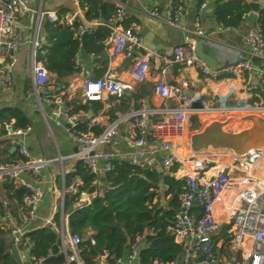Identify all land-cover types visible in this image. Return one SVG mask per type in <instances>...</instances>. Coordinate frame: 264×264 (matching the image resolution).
I'll return each instance as SVG.
<instances>
[{
	"label": "built area",
	"instance_id": "built-area-1",
	"mask_svg": "<svg viewBox=\"0 0 264 264\" xmlns=\"http://www.w3.org/2000/svg\"><path fill=\"white\" fill-rule=\"evenodd\" d=\"M44 1L39 0V8L36 9L33 5L35 0H0V85L3 91L12 92L19 52L29 41L35 93L51 106V117L58 125H70L69 135L77 145L78 151L69 158L81 161L90 173L99 177L115 171L121 162L144 170L159 167V171L167 176L179 169L184 172L178 179L184 178L187 188L178 195L179 207L166 228L176 243L183 246L182 260L179 258L169 264H264V150L252 149L244 155L226 149L181 154L178 146L179 142L189 141L206 126L204 123L190 126L191 118L202 113L213 117L208 124L213 120L226 121L229 117L244 122L240 117L248 114L264 118V32L258 19L244 35V48L233 62L210 66L195 53V41L176 46L170 55L157 50H147L138 55L144 48L143 39L134 29L124 25L131 18L126 4L113 0L117 9L107 22L110 33L103 45L114 58L134 61L133 75L137 80L142 81L146 77L143 68H154L157 63L156 92L164 100L175 99L183 105L155 109L142 100L138 109L112 120L100 133H95L91 128L97 120L90 119L84 111L74 112V107L66 102L69 85L50 87L52 74L47 70L45 60L39 58V54L45 53L39 29L42 17L71 29L75 28L76 21H82L75 36L92 32L102 22L85 20L82 0H70L74 10L60 19L58 11L44 9ZM253 1L264 5V0ZM215 2L167 0L163 12L159 6H154L147 13L150 18L171 28L184 29L182 20L187 7L197 5L193 33L203 38V16L209 5ZM34 13L38 18L34 29L29 31L25 21ZM227 28L220 23L218 31ZM73 62L77 75L84 78L83 103L102 101L105 94L123 98L134 89L131 81L109 73L99 78L88 76L79 51ZM176 65L192 67L213 80L226 79L228 84L220 91L195 99L187 93V89H191L188 81L170 84L169 76ZM247 95L250 98H246ZM194 105H200V108ZM161 114L163 117L159 118ZM85 124L89 130L79 132L77 128ZM228 125L230 122L225 124V128ZM29 130L30 127L8 129L10 146L16 147L21 160L13 165L0 164V181L8 179L17 187L25 188L28 194L18 205V215L7 210L0 212V229L6 235L14 236L18 245H27L30 252L33 242L27 236V228L39 219L44 196L36 181L49 160L31 155L17 138ZM122 131L129 145L122 158L101 149L104 146L116 147ZM187 166L190 170H185ZM72 192L78 194L79 189L75 187ZM2 203L4 207L8 205L5 200ZM46 225L58 233L60 252L66 264H89L83 257L81 244L84 239L81 235L72 234L67 223L62 224L56 219H49ZM90 240L95 245V240ZM139 251L136 241L130 245L126 255L112 257L114 264H141ZM30 259L34 264L45 261V258H35L31 252ZM96 264H110L108 253L105 252ZM151 264L164 263L154 260Z\"/></svg>",
	"mask_w": 264,
	"mask_h": 264
},
{
	"label": "crops",
	"instance_id": "crops-1",
	"mask_svg": "<svg viewBox=\"0 0 264 264\" xmlns=\"http://www.w3.org/2000/svg\"><path fill=\"white\" fill-rule=\"evenodd\" d=\"M39 3V0H35L33 2L34 8L38 9ZM69 3H71L70 0H45L44 9L50 11L56 10L59 13L61 8L69 7ZM154 6H159L163 12L167 6V0H127L126 2V8L131 18L125 23H129L128 27L138 32L143 39L144 48L140 53H137L138 55H142L147 50H157L161 54L170 55L173 49L180 44H186L192 41H195V43L203 41L206 53L215 61L210 66L231 63L235 60L237 53L244 48L243 37L253 25L247 20L249 12L246 19L239 26L229 27L219 32L218 26L220 23L217 20L218 12L216 13L219 5L215 2L209 5L203 16L204 37L201 38L195 36L193 33L197 5L187 7L185 17L182 20L184 29H174L158 20L150 18L147 12ZM37 18V13L31 14L27 18L26 25L29 31L34 29ZM45 21L48 20L42 17L39 30L40 36L46 44L47 41L43 30ZM80 23L83 24L82 21ZM30 51L31 44L27 41L21 49L19 64L16 66L13 75L14 85L12 92L7 93L3 91L0 85V110L4 108L22 109L32 122L31 126H29L30 130L25 135L17 136V138L31 155L49 160V163L42 167L41 175L36 181L44 195L39 208V219L30 224L27 228L28 232L45 226L49 219H56L57 216L60 223L68 224L69 213H67V210L69 207L75 206L71 205L66 210L65 200L69 195L74 194L72 191L75 187L78 188V186L82 185L80 178L72 175L75 172L77 163L80 161L69 158L70 155L78 151L76 143L69 135L70 125H58L51 117V106L42 99H39L35 93V86L31 77ZM79 52L88 76L96 78L100 71L106 68V72L102 76L109 73L120 79L131 81L134 84V89L127 92L123 98H116L105 94L102 101H94L89 104L86 114L90 119L95 118L97 120L96 125L91 128L93 132H101L112 120L138 109L142 100H145L150 107L155 109L165 107L174 108L183 105L175 99L164 100L156 92L155 85L158 78L157 63L154 68H143L146 77L140 81L133 75L134 61L132 60V64L127 66V59L121 57L114 58L111 51L105 48V46L101 55L89 52L85 48H81ZM182 80L189 82L191 89H187V93L195 99L201 95L214 93L217 90L220 91L228 84L226 79L213 80L192 67H180L176 65L173 68L172 74L169 76L170 84L176 85ZM83 83L84 78L77 75L76 72L63 81H60L52 74L50 87L58 88L62 84L69 85V89L65 95L66 102L75 108L80 102L83 103ZM246 98H250V96L247 95ZM115 101H119V108L115 107ZM158 117L161 118L163 115H158ZM212 118L209 113L193 116L190 126L194 127L199 123L207 125ZM14 122V120H11L6 125L7 131L9 128H13ZM237 123H240V121L235 120L233 125ZM0 139H7V142L2 148L7 146L11 153H17V151L12 152L13 147L10 146V135L8 133ZM118 140L119 143L116 147L104 146L101 149L113 152L118 158H122L123 154L129 148L123 131ZM189 143L190 140L179 142L178 146L181 154L192 151ZM2 158H5V156H2ZM158 168L156 167L155 169L159 170ZM185 170L190 169L187 166ZM66 171L70 172L66 173ZM234 172L238 173L237 170H234ZM182 173L184 172L179 169V171L172 172L168 176H173L175 179H178ZM95 195V193L82 191L79 196V201L91 204ZM62 196H64L63 202ZM163 196L164 205L169 197L166 199L165 195ZM0 200L2 201L4 199L1 197ZM93 234L94 231L89 229L84 236L85 238L93 239ZM5 238L7 243L6 250L11 254L16 264H34L30 259V252L28 251L27 245H18L16 238L12 235H6ZM137 241L140 248L146 246L145 240L139 238Z\"/></svg>",
	"mask_w": 264,
	"mask_h": 264
},
{
	"label": "trees",
	"instance_id": "trees-1",
	"mask_svg": "<svg viewBox=\"0 0 264 264\" xmlns=\"http://www.w3.org/2000/svg\"><path fill=\"white\" fill-rule=\"evenodd\" d=\"M84 18L86 21L98 20L102 22L94 31L75 36L82 23L76 21L75 28L71 29L59 22L45 21L43 30L47 43L44 52L39 54L45 60L47 70L60 81L66 80L75 74L74 55L85 48L89 52L101 55L104 50L103 42L108 37L110 29L108 20L116 13L117 5L113 0H82ZM126 4L127 0H120ZM63 7L59 11V19L73 11L72 5ZM219 5L217 20L225 27H237L250 12L245 0H216ZM258 22L264 32V9L260 12ZM128 27L129 23L124 24ZM106 72L102 69L96 78ZM79 103L74 112H88L90 103ZM14 120V129H26L31 126V120L22 109L4 108L0 110V138L7 135L6 125ZM79 132L89 130L87 125L77 128ZM100 133V132H96ZM7 139H0V164L13 165L21 158L17 153H11L7 146H2ZM5 156V158H2ZM82 185L79 192L95 193L91 204L79 201L80 193L71 194L65 200V209L74 205L68 215V227L72 234L85 235L90 229L94 231L93 239L85 238L81 246L83 257L89 264H96L106 252L108 261L114 264L115 258L123 257L128 251V243L134 244L139 238L146 241V246L140 248L139 259L141 264H151L154 260L169 264L178 260L183 253V246L176 243L166 228L173 220L179 207L178 195L187 188V181L175 179L173 176L161 174L153 169L145 172L121 162L113 172L101 177L90 173L80 161L75 172ZM70 178V177H69ZM71 179V178H70ZM69 185V181H68ZM28 194L23 187H17L8 179L0 181V197L8 201L7 207L0 200V212L6 210L17 215V208ZM169 194V199L163 205L161 197ZM56 220L59 221L58 216ZM33 246L31 255L35 258H45L42 264H66L64 255L60 252V237L48 226H43L27 233ZM6 234L0 229V264H16L11 254L6 250Z\"/></svg>",
	"mask_w": 264,
	"mask_h": 264
},
{
	"label": "water",
	"instance_id": "water-1",
	"mask_svg": "<svg viewBox=\"0 0 264 264\" xmlns=\"http://www.w3.org/2000/svg\"><path fill=\"white\" fill-rule=\"evenodd\" d=\"M250 8V13L247 20L254 24L256 23L260 12L264 9V5L260 2L253 0H245ZM219 7L216 9L218 12ZM195 53L206 64L213 65L215 62L205 51V45L203 41H198L195 45ZM132 61L127 59V66H130ZM115 107L119 108V101H115ZM194 107L200 108V105H194ZM242 121L250 122L251 126L240 131H227L225 124L234 120V117H229L226 121L213 120L210 124H207L200 132H197L190 139L189 147L192 152L199 153L204 150L212 149H226L235 154L244 155L250 150H264V118L255 114H248L240 117ZM16 151V147L12 148V152ZM149 170L146 169L145 172ZM162 174V171H160ZM102 182L105 181L104 177H101ZM162 204L164 203V196L161 197ZM74 209L73 206L69 207L67 213H71ZM130 243L127 245V249L130 248ZM182 260V258H180Z\"/></svg>",
	"mask_w": 264,
	"mask_h": 264
},
{
	"label": "rangeland",
	"instance_id": "rangeland-1",
	"mask_svg": "<svg viewBox=\"0 0 264 264\" xmlns=\"http://www.w3.org/2000/svg\"><path fill=\"white\" fill-rule=\"evenodd\" d=\"M25 23H27V20L25 21ZM20 55H21V51L19 52V56ZM250 126H251L250 122L244 121V122H240V123H237V124H234V125H230V126L226 127L225 129L228 130V131H234L235 132V131H240L242 129L249 128ZM165 197L167 199V197H169V194H165ZM82 238L85 239V236L83 235Z\"/></svg>",
	"mask_w": 264,
	"mask_h": 264
},
{
	"label": "bare ground",
	"instance_id": "bare-ground-1",
	"mask_svg": "<svg viewBox=\"0 0 264 264\" xmlns=\"http://www.w3.org/2000/svg\"><path fill=\"white\" fill-rule=\"evenodd\" d=\"M234 122H235V120H234L233 122H231L230 125H233ZM230 125H228V126H230ZM228 126H227V127H228Z\"/></svg>",
	"mask_w": 264,
	"mask_h": 264
}]
</instances>
